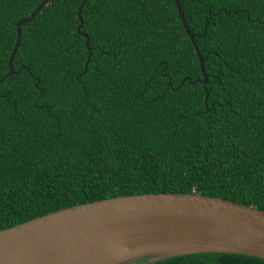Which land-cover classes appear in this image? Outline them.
<instances>
[{
    "label": "trees",
    "instance_id": "obj_1",
    "mask_svg": "<svg viewBox=\"0 0 264 264\" xmlns=\"http://www.w3.org/2000/svg\"><path fill=\"white\" fill-rule=\"evenodd\" d=\"M0 0V79L15 24ZM49 0L0 81V229L106 198L196 192L264 211V0ZM90 59L85 68L88 57ZM136 261L131 264H140ZM153 264H264L200 253Z\"/></svg>",
    "mask_w": 264,
    "mask_h": 264
},
{
    "label": "water",
    "instance_id": "obj_2",
    "mask_svg": "<svg viewBox=\"0 0 264 264\" xmlns=\"http://www.w3.org/2000/svg\"><path fill=\"white\" fill-rule=\"evenodd\" d=\"M49 0H42L16 24L8 58L19 46L21 25L30 22ZM77 9L78 34L82 19ZM182 27L207 75L194 35L174 0ZM90 59L88 54L85 68ZM200 253H232L264 259V211L196 192L123 195L62 208L0 229V264H140Z\"/></svg>",
    "mask_w": 264,
    "mask_h": 264
}]
</instances>
